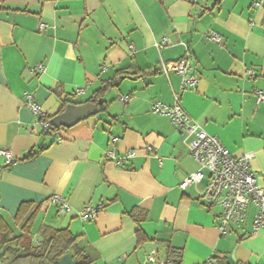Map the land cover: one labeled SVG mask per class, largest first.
Listing matches in <instances>:
<instances>
[{
    "label": "crops",
    "instance_id": "1",
    "mask_svg": "<svg viewBox=\"0 0 264 264\" xmlns=\"http://www.w3.org/2000/svg\"><path fill=\"white\" fill-rule=\"evenodd\" d=\"M263 32L264 0H0V150L16 160L5 167L0 157V217L12 226L21 203L38 205L34 233L69 230L93 264H144L152 250L165 260L168 248L182 252L180 264H264L254 209L221 236L220 208L201 199L205 181L179 188L199 169L182 134L151 111L173 105L180 77L171 65L188 57L198 83L180 93L182 108L232 156L252 153L264 190V105L254 95L264 94ZM38 65L44 70L33 72ZM125 68L150 73L121 80L105 96L106 113L59 128L60 142L34 127L26 93L54 117L89 103L102 80ZM108 151L135 154L117 166ZM53 196L69 213L59 214ZM88 206L101 210L84 221L78 214Z\"/></svg>",
    "mask_w": 264,
    "mask_h": 264
},
{
    "label": "built area",
    "instance_id": "2",
    "mask_svg": "<svg viewBox=\"0 0 264 264\" xmlns=\"http://www.w3.org/2000/svg\"><path fill=\"white\" fill-rule=\"evenodd\" d=\"M187 1L192 2L195 0ZM255 5L258 6V4ZM43 28L44 25H40V29ZM208 40L220 44L221 37L217 34H211ZM166 42L167 40L164 39L157 46L161 47ZM43 70L42 65L32 69L33 72L37 73ZM171 70L180 77L178 92L173 95L174 103L172 106H166L156 102L152 105L151 111L153 114L166 116L170 119L172 125L182 134L188 154L199 166L195 173L188 174L179 183V188L185 190L192 185L205 181L201 199L206 206H218L220 208L217 229L221 236H226L232 226L240 227L247 218L249 208L254 209L252 232L264 230V190L258 185L256 174L250 168L253 154L247 152L237 157L232 156L230 151L216 137L204 132L202 127L184 111L179 101V95L186 90H194L198 83L195 68L189 64L188 57L173 62ZM249 73L252 74L251 71ZM82 93L81 89H77L73 95L80 96ZM254 95L256 103L264 105V94L255 91ZM24 100V105L37 117L34 127L40 131L53 132L51 130L53 127L45 120L46 115L41 111L32 95L26 93ZM121 100L126 102L127 97H122ZM55 138L56 141H61L60 135L56 132ZM134 154V151H128L122 157H116L112 151H108L105 157L111 159L115 165L120 166L129 162ZM0 157L4 159L5 167L14 162L8 150L1 149ZM51 201L58 206L60 215L69 213L70 207L61 197L53 196ZM100 210L101 207L88 206L78 216L84 221L92 220ZM144 264L167 263L165 260L159 259L156 251L152 250L149 252ZM203 264H213V262L208 260Z\"/></svg>",
    "mask_w": 264,
    "mask_h": 264
},
{
    "label": "trees",
    "instance_id": "3",
    "mask_svg": "<svg viewBox=\"0 0 264 264\" xmlns=\"http://www.w3.org/2000/svg\"><path fill=\"white\" fill-rule=\"evenodd\" d=\"M149 73L150 71L137 68L116 70L113 76L101 81L99 88L93 93L88 102L97 107V115L106 113L108 105L105 96L110 90L116 89L123 79L135 80ZM66 103L69 102L66 101L64 106ZM52 118L46 116L45 120L49 122ZM51 130L56 132L58 129L52 128ZM33 156L34 154L31 153L26 159ZM15 162L16 160L13 163ZM39 210V206L33 203H21L14 216L12 226L0 217V264H58V261L70 249L74 250L79 264H93V259L78 248V237L74 236L69 230H52L44 227L40 228L38 233L35 234L33 230ZM133 218L138 225L143 220L135 215H133ZM16 228H18V231ZM35 236L38 237L37 242L34 241ZM136 237L139 243L146 239L141 230L136 232ZM181 257L182 252L180 250L173 248L166 250L165 260L167 264H180Z\"/></svg>",
    "mask_w": 264,
    "mask_h": 264
},
{
    "label": "water",
    "instance_id": "4",
    "mask_svg": "<svg viewBox=\"0 0 264 264\" xmlns=\"http://www.w3.org/2000/svg\"><path fill=\"white\" fill-rule=\"evenodd\" d=\"M97 107L91 103L80 105L68 104L64 110L54 116L50 121L53 128H71L79 122L96 116ZM58 264H79L73 249H70L59 261Z\"/></svg>",
    "mask_w": 264,
    "mask_h": 264
}]
</instances>
